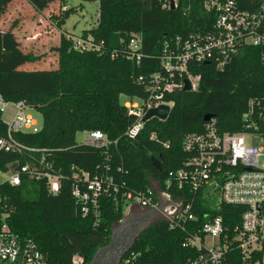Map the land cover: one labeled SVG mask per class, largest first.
<instances>
[{
	"label": "trees",
	"instance_id": "16d2710c",
	"mask_svg": "<svg viewBox=\"0 0 264 264\" xmlns=\"http://www.w3.org/2000/svg\"><path fill=\"white\" fill-rule=\"evenodd\" d=\"M11 1L0 0V15ZM27 1L40 12L49 4L66 0ZM97 1V24L82 30L80 36L103 41V47L111 50L122 48L130 32L140 31L142 52L151 57H142L135 64L121 54L110 59L93 50L78 52L71 47L72 39L61 34L53 48L57 58L54 68L23 70L20 67L24 63L38 61L40 56L23 52L13 32L0 29V93L9 100L25 101L42 121L39 130L16 136L29 147L45 149L47 158L62 174L56 194H50L43 181L23 180L16 186L0 184L2 203L9 208L8 225L20 236L31 238L47 264H71L73 255L82 258L81 264H88L96 250L109 242L112 227L123 217L120 193L144 191L151 181L162 188L167 176L187 156L181 148L183 137L203 130L205 114L211 115L220 132L232 133L246 129L242 114L247 111L249 100L254 101V110L260 109L264 115V49L244 45L220 67L212 60L191 63L188 69L198 77L196 89L168 93L165 99L172 102V107L166 119L145 121L133 139L123 136L134 116L119 102V96L143 98L144 85L136 78L159 69L154 56L160 53L163 41L206 29L212 20L199 0H179L173 9L161 8L157 0ZM261 1L240 3L242 8L253 9ZM58 11L52 17L54 25L61 28L74 8L60 7ZM255 100L260 104L256 105ZM258 124L262 131V121ZM92 129L101 130L111 143H116L103 148L75 141L77 132ZM4 131L0 116V134ZM152 157L159 161L160 169L152 164ZM16 159L23 162L16 154L0 152V171L14 169ZM77 169L91 176L112 175L118 186L115 193L101 197L97 220L83 217L71 198L70 174ZM170 193L184 204L190 200L176 189H170ZM242 210V206L229 204H220L215 210L197 199L189 210L194 218L182 220L179 226L170 227L167 220L155 217L119 263L128 259L125 264H184L197 251L182 243L200 229L205 214L220 215L231 230L239 222Z\"/></svg>",
	"mask_w": 264,
	"mask_h": 264
},
{
	"label": "built area",
	"instance_id": "2783aa9c",
	"mask_svg": "<svg viewBox=\"0 0 264 264\" xmlns=\"http://www.w3.org/2000/svg\"><path fill=\"white\" fill-rule=\"evenodd\" d=\"M157 1L161 8L167 9H170L171 2L174 8L179 3V0ZM199 3L212 20L209 27L177 34L163 41L160 53L154 56L159 69L136 78L144 85L145 96L140 98L141 103L123 104L134 116L123 132L126 138L133 139L140 132L146 110L167 105L170 111L172 102L165 96L173 90L183 89L185 79L190 83V90L196 89L198 77L189 71L191 63L212 60L220 67L240 46L264 49V0L253 9L242 8L240 0H199ZM68 37L72 39V49L78 52L93 50L105 53L110 59L121 54L135 64H139L142 57H151L142 52L143 35L140 31L130 32L122 48L111 50L103 47V41L97 42L91 36ZM262 58L264 60V53ZM253 104L254 101L249 100L248 109L242 114L246 122L243 131L220 132L214 119L209 118L201 132L185 135L181 148L187 156L181 166L167 176L162 188L151 181L144 191L120 193L123 207L129 204V209L133 206L145 208L156 217L167 220L170 227L194 218L189 210L197 199L215 210L220 204L243 207L239 222L231 230L220 215L210 217L205 214L200 229L188 235L182 243L197 251L184 264H264V147L259 144L264 138V115L260 109L255 111ZM255 104L260 102L255 100ZM28 108L33 107L23 100L6 99L0 93V116L5 128L0 134V152L23 158L21 163L15 160L14 169L0 171L3 176L0 184L7 182L16 186L23 180L43 181L46 190L56 194L62 174L47 158L46 150L29 147L16 136L37 131H30L36 121L27 113ZM254 114L255 119H252ZM82 132V144L108 148L111 143L99 129ZM248 138H253L256 144L248 143ZM35 152L38 155H34ZM172 188L188 195L190 200L184 204L182 199L172 198ZM117 189L112 175L91 176L82 169L70 174V195L83 217L97 220L101 197L115 193ZM2 199L0 193V264H47L44 254L31 238L20 236L10 228L6 219L9 208ZM126 261L128 259L118 264ZM81 262L80 256H72L71 264Z\"/></svg>",
	"mask_w": 264,
	"mask_h": 264
},
{
	"label": "rangeland",
	"instance_id": "374dc122",
	"mask_svg": "<svg viewBox=\"0 0 264 264\" xmlns=\"http://www.w3.org/2000/svg\"><path fill=\"white\" fill-rule=\"evenodd\" d=\"M74 8L72 13L61 28L54 25L53 14L59 9ZM98 1L66 0L64 3L54 2L42 11H36L27 0H12L5 12L0 15V29L11 30L23 52H31L40 56L38 61L24 63L20 69L37 70L54 68L57 64L56 52L53 49L59 43L60 35L79 36L82 30L90 29L97 24ZM121 104L131 102L140 104L137 97H129L121 94L118 98ZM27 113L31 115L36 123L30 131L39 130L41 127V116L34 108H28ZM83 132L75 134V141L81 142ZM250 144H256L253 138L246 140ZM264 147V138L259 143ZM3 178L0 174V180ZM123 207V214L136 211L137 206L129 209ZM129 209V210H128ZM128 214V213H126ZM156 217V216H155Z\"/></svg>",
	"mask_w": 264,
	"mask_h": 264
},
{
	"label": "water",
	"instance_id": "95a60500",
	"mask_svg": "<svg viewBox=\"0 0 264 264\" xmlns=\"http://www.w3.org/2000/svg\"><path fill=\"white\" fill-rule=\"evenodd\" d=\"M170 8L173 9V3H170ZM183 90L190 91L191 86L187 79L183 82ZM160 110L162 112H160ZM169 114V107L167 105H159L146 110L142 116V121L145 122L152 117H156L159 120H164ZM211 118L210 114H205L203 117L204 121H207ZM152 164L160 169V163L157 159L152 157ZM154 213H150L146 218H142L141 215H137L128 212V214L123 215V217L112 227L109 242L96 250L92 260L88 264H94L96 257L99 253V250L105 249L107 247H114V250L117 253V256L112 264H118L123 254L130 248L134 239L139 235V233L146 228L153 218H155Z\"/></svg>",
	"mask_w": 264,
	"mask_h": 264
},
{
	"label": "flooded vegetation",
	"instance_id": "af4514ba",
	"mask_svg": "<svg viewBox=\"0 0 264 264\" xmlns=\"http://www.w3.org/2000/svg\"><path fill=\"white\" fill-rule=\"evenodd\" d=\"M132 213L136 214V216L141 215L142 218H146L151 212L145 208L137 207L136 211ZM116 256L117 253L113 246L101 249L99 250L94 264H112Z\"/></svg>",
	"mask_w": 264,
	"mask_h": 264
}]
</instances>
